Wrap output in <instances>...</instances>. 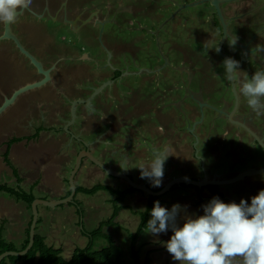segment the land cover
<instances>
[{
    "label": "rangeland",
    "instance_id": "1",
    "mask_svg": "<svg viewBox=\"0 0 264 264\" xmlns=\"http://www.w3.org/2000/svg\"><path fill=\"white\" fill-rule=\"evenodd\" d=\"M198 1L95 0V4L98 7H102L104 4H109L113 7L108 12L102 10L103 16H106L110 21L96 25H87L82 30L80 38H77L66 27L55 29L52 22L49 21L50 23H47L48 32L55 34L56 31L61 44H64L62 51L67 50V52H63L66 58L71 54L78 55L85 52L93 59L86 62L66 59L61 62V68H65L69 64L77 65L76 68L79 69L82 66L80 71L82 74L86 73L82 72L85 64L90 65V68L87 70L88 74L90 73L88 80L84 76L83 80L77 82L74 87L86 90L82 92V95L87 96L94 87L101 86V89L96 93L90 105L96 107L95 110H98L100 104H103L107 110L110 109L116 113L115 117L111 115L108 117L107 123H98L96 128L85 130L82 136L86 140H80V142L73 140L72 147L77 144L84 147L87 141H91L94 138L95 134L109 128V120L113 122L120 115L122 118L118 122V125L114 124V128L117 127V132L109 131L104 134L101 142L97 144V148L91 155L106 166L111 164V162L118 163L121 160H125L126 162L123 166H117L116 169L118 172L131 177L136 183H138L139 179H142L138 166L149 164L154 159L155 153L164 152L165 149L168 150L167 154L174 153L179 143H182L179 148L186 150L181 155L183 160L188 161L191 148L194 149V153L199 158L198 160L196 159L198 161L196 166H199L200 170H206L208 175H212L208 179L215 178V174L222 175L223 177H232L235 173L238 174L249 168L264 166V147L259 143L256 144L247 130L240 128L237 131V128H234L233 132L230 129L227 135L225 133L226 126H235L224 112L221 113L223 107H220V103L224 99L229 104L228 108H230L233 101H236L235 93L230 80L225 74V67L223 65L225 58L216 51L218 43L217 33L214 30L209 31V29H206L208 22L204 20V17L206 10H208L207 4H198L200 3ZM246 2H250L251 4L257 3L258 8L255 6L257 9V20L262 21L264 17V0H246ZM118 4L120 7H117ZM238 4L242 6L243 0L238 1ZM128 6L130 7V11L126 9L129 8ZM141 9L145 11L141 12ZM245 10L240 14L243 15ZM214 17L218 19L217 13ZM240 18L242 21V17ZM22 19L25 18L17 17L16 22ZM260 24L262 23L258 22L257 26ZM192 25L198 29L196 40L193 39L194 36L190 37L189 35ZM238 26H230L231 31L238 37L235 46L230 47L229 45H231L232 40H228L225 42L222 50L223 53L240 63V72L237 73L236 79H234L236 81V92L239 103L235 115L237 117L239 115H247L248 119L255 123L253 124L257 130L256 133L264 137V114L258 115L253 112L240 92L243 82L264 67H262L263 65L260 63V60H256L255 57L248 55L243 47V44H248L247 40L252 36L253 31L250 29L244 33L242 28ZM2 30L3 24H0V35ZM14 30L24 42L27 36L23 33H26V31H20L17 26ZM206 30L208 34H206ZM42 34H45L44 31H42ZM36 36L38 37L40 34L36 33ZM1 44L6 46L4 52L8 56L7 59H3L7 61L5 74L10 75L11 73L8 68L9 63L12 67H21L23 70L26 69L25 71L27 72L29 66L26 65L25 69L22 67L21 62L23 61L17 55L18 53H16L13 45L6 41ZM25 45L33 53H36L29 44L25 43ZM251 47L255 48V45L252 44ZM48 51L50 54H53L51 50ZM254 53L260 58L259 54L264 52L254 51ZM16 55L21 61L16 60ZM183 59L188 64H184ZM168 61H170L171 65L167 64L169 63ZM160 64L164 68L157 72L156 70H158ZM187 65L194 66L196 70L191 66L194 71L191 72V67L188 68ZM84 69L86 68L84 67ZM167 70L169 71V76L165 77ZM190 73H192V76ZM0 75L3 76L2 74ZM158 80L159 82H157ZM189 80L193 85L191 90L194 93L185 91L184 87H182ZM28 81L30 80H21L16 84L17 86L23 85ZM110 82L112 84H109ZM8 86L10 87V84ZM203 87L205 88V92L206 88L210 89L207 95H204V91L201 90ZM12 89L13 86L9 90ZM186 94L189 97H185ZM74 95H77V92L75 94L71 93V97H74ZM175 102L178 106L173 105ZM199 102L202 104H199ZM216 110L219 111L217 112ZM234 110L235 106L231 111ZM99 117L98 115L97 118ZM9 118L10 113L8 112L1 118L0 126L2 122L8 121ZM79 119L77 116V122L73 125L76 131L81 127L78 123ZM192 122H194L193 125L187 129V125L185 124H192ZM57 123L55 121L42 122L43 126H48V130L52 132L51 135L56 134L58 128L60 129V125ZM55 124H57V128L51 126ZM61 135L62 137L66 136V132L64 130L61 131ZM261 139L264 140V138ZM216 144L218 145L216 146ZM68 150L69 147L65 146L61 153H67ZM102 150L105 153L104 156L101 155ZM212 154H217L218 156H213ZM169 158L170 156L165 162L164 173L171 174V179L180 177L181 175L177 168L173 167L171 169L170 166L167 167V162H170ZM71 159L73 160L72 169L69 170L61 167L60 170L62 173L64 172V174H61L63 175L61 182L65 186L66 191L71 187L70 176L77 161L76 158L73 159L71 157ZM84 161L89 163L87 164L91 170H86L81 166L76 171L73 182L77 186L91 188L96 183H104V179L107 180V178L116 187L120 188L122 186L120 182L121 178L107 174L100 166L94 162H90L88 159ZM99 170L105 172V174ZM195 170L197 169L193 165L192 170L187 172L189 175H193ZM222 176H219V178L222 179ZM194 177L193 179L198 178L197 176ZM250 177H255V181L252 183L251 181L242 182L246 177L240 182L223 185L222 188L237 195L242 194L241 192L247 193L254 188L253 195L255 196L258 194V189L255 187L256 183L260 185V190L264 189V180L260 181L264 177V174ZM0 182H2V179H0ZM122 184L126 185V183ZM148 185L151 189H154L151 184ZM20 188L28 193L32 191L36 199H41L37 197H46L48 199L51 197L49 191H42L33 187H31V190L26 187ZM181 188L185 189L187 187L181 186ZM0 193V195L9 196L13 200L17 199V197L11 194ZM138 196V194L131 195L126 199L125 203L128 205L127 213L132 211L138 216V212L144 209L145 200ZM242 196H239L238 198L240 199L238 200L241 201L244 198ZM109 197L107 192L102 191L94 194H76L70 202L80 204L82 213L80 223L78 222L75 206L69 202L55 207L39 205L37 210L40 222L37 224V231L45 238L44 242L47 245L56 248L61 247V255L67 259L75 247H85L88 244V238L81 232V226L87 231H91L101 221L109 217L112 208V202ZM227 197L223 198L222 201L230 203L231 201ZM21 203L25 204L22 201ZM43 208L48 211L47 214L42 210ZM28 213L30 214V210H28ZM3 228L1 225L0 234L2 238ZM108 233L112 235L111 232ZM16 237V241L13 242L9 238V241L5 238L3 239L6 242L13 243L16 249H20V244L24 239L21 240L22 237L20 238L18 235ZM170 237L162 240L155 238V244H150L149 241H138L137 248L140 250L141 260L144 259L148 250H151L150 257L152 260L150 264H179L178 261L172 259L165 246ZM92 246L94 249H99L105 246V242L102 239H95ZM122 247L125 256L128 257L130 254V242L128 244L125 241ZM7 262L9 264V260ZM16 264L21 263L18 262ZM127 264H130V261H127Z\"/></svg>",
    "mask_w": 264,
    "mask_h": 264
},
{
    "label": "crops",
    "instance_id": "2",
    "mask_svg": "<svg viewBox=\"0 0 264 264\" xmlns=\"http://www.w3.org/2000/svg\"><path fill=\"white\" fill-rule=\"evenodd\" d=\"M82 1H84L85 4L89 2L90 5L92 6V8L91 6L88 8L90 10L89 16L85 17L87 16L89 11L82 14L80 19L85 18L84 21L81 22L80 24L76 22L73 26L71 24H68L67 21L61 24L60 21L51 20L50 22L53 23V26L55 27V29H61V27H66L67 29L72 31V33L75 34L77 38H80L82 30L87 25H91V24L96 25L99 23H103L105 21H108V22L110 21V19H107L106 16L105 17L103 16V11L108 12L110 9H112L113 7L111 5L104 4L102 7H98L95 4V0H82ZM152 1L154 2L158 0H152ZM238 1H241V0H233L231 2H227L223 4L222 7L224 8V13H225L224 16L227 19L229 26L239 25L238 27L242 28L243 32L246 33L249 29L252 28L253 24L255 22L257 23L258 21L257 12H256L257 9L252 10L253 7L256 6L258 8V6L256 2L255 4H251L250 2L247 3L246 0H243V4L241 6L238 4ZM51 2L53 6H56L58 3V0H51ZM198 2H200L198 4H207L208 10H206L205 17H204L205 18L204 20L208 22L206 29H209V31L214 30L215 33H217V36H218L217 42L219 43L220 30L218 29V27H216L217 18L214 17L216 14V10L214 6L209 1H206V0H199ZM33 6H36V4L34 5V1L32 0L31 7ZM117 7H120V5L118 4ZM28 9L29 10H22V12L18 14V17L25 18V19H22L18 22L11 24V30L18 37L22 46L28 52L34 55L42 63V66L44 69L48 70V80L43 85L37 88L31 89V90H28V91H25L19 94L15 98V100L11 104H9L5 108V110H3V112L0 113V120L5 114H7L8 112L10 113L9 120L6 122H2L0 126V179H2V182H0V184H6L10 187H16L17 185H19L20 187H26L30 190H31V187H33V188H37L38 190L49 191V194L51 196L49 199L46 197H37V198H41L47 201H55V200H60V199L65 198V194L68 191V190L66 191L65 186H63V183L61 182V177L63 176L61 174H64V172L62 173L60 171L61 167L71 170L73 167L72 166L73 160L71 159V157L73 159L74 158L77 159L79 154L82 153L83 150H87L90 152V154H92V152L97 148V144L101 142V139L104 134L108 133L109 131L117 132V127L114 128V124L118 125V122L121 120L122 117L118 115L116 120H114L113 122L109 120L108 121L110 125L109 128L103 130V132H100L97 134L94 133L95 134L94 138L91 141L86 142L84 146L85 148L82 147L80 144H77L72 147L73 140H77V142L78 141L80 142V140L81 141L86 140L82 136V133L85 130H87L88 128H96V125L98 123H107L108 117H110V115L115 117L116 113L112 112L110 109L107 110V108L103 104H100V107H98V110H95L96 107H93L90 105V102L94 100L96 93L101 89V86L100 87L97 86V88L94 87L93 88L94 91L91 90L87 96L82 95V92L83 91L85 92L86 90H80L74 87V85L77 82H80L81 80H83L84 76H86L85 79L88 80L89 75H90V73L88 74L87 72V70L90 68L89 64L87 63L85 64L84 67L86 69H84L83 67L82 72H86L85 74H82L80 72L82 66L79 69V68H76L77 65L69 64L65 68H61V62L65 61L66 59L71 60V61L86 62L87 60L92 61L93 60L92 57L89 54L82 52L78 55L71 54L69 55L68 58H66L63 52H67V50L62 51L64 48V44H61L60 42L61 40L58 39L57 32L55 31V34L54 33L51 34L48 32L47 23H50V22L48 20L35 19L30 13H28L32 11L30 7ZM126 9L130 11V7ZM91 10H93V13L91 12ZM244 10L245 12L243 13L244 15L241 21V18L239 17L238 14H240ZM140 11L143 12L145 10L141 9ZM231 12H233L232 15H230ZM52 19L55 20L56 17H53ZM86 19L89 21L84 23ZM14 25L15 27L17 26V28L20 29V31L21 30L23 32L26 31V33H23V34H25V36H27V38L29 39L25 38L24 42L29 44L36 51V53H33L31 49L28 48L25 45V43L21 40L17 32L14 30L15 29ZM39 25H42L43 30L41 31L36 30V27ZM254 27L255 26H253V28ZM190 30H191V32L189 33L190 37L194 36L193 39L196 40L198 37V32H197L198 29L194 25H192V27H190ZM42 31H44L45 33L44 35L42 34ZM39 32L41 33V35L37 37L36 33H39ZM206 34H208L207 30H206ZM5 41L12 44L13 47L15 48L16 53H18L17 55L20 56V58L23 61L21 62L22 67L25 69L26 65H28L29 69L26 72L25 71L26 69L23 70L21 67L18 68L19 71L21 72L25 71V72L23 74L20 73L21 75H19L16 78V80L12 82V86H13L12 90H9L12 87L11 83H10V87L9 86L5 88L0 87V104L3 102L4 98L9 97L11 93L15 89L19 88L20 86H23L27 83L35 82V81L42 79V75L37 72L33 64L30 62V60L19 51V49L17 48V46L12 40H9V39L0 40V58L1 59L8 58V56L4 52L6 46L1 44ZM218 43H217V46H218ZM48 50H51L53 54L52 53L50 54ZM17 55H16V60L18 61L20 60V58ZM263 59H264V56H263ZM182 61H184L183 62L184 64L187 63L185 59H183ZM168 62L169 63L167 64H170V61ZM9 65L10 67H12L10 63ZM191 66L192 65H187L188 68H190ZM192 67H191V72H194L192 70ZM162 68L164 67L160 64L158 70L156 71L158 72ZM193 69L196 70L195 67ZM168 72L169 71L167 70L165 77L169 76ZM190 74L192 76V73ZM21 80H30V81L24 83L23 85L17 86L16 83ZM157 82H159V80ZM109 84H112V82H110ZM182 87H184L185 91H191L190 93H194L191 90L193 88V85L190 80L186 85ZM174 88H177V87H174ZM201 90L204 91V95H207L210 92V89H207V88L205 92L204 87ZM76 92H77V95H74V97H71V93L75 94ZM185 97H189V96L186 94ZM74 102H76L75 105H73ZM173 105L178 106L176 102ZM236 110L237 109H235V111ZM98 115L100 116L99 118H97ZM77 116L80 118L78 123L81 125L78 131L74 130L75 128H73V125H75V123L77 122ZM44 121L58 122L57 124L60 125V129L58 128V131L56 132V134L51 135L52 132L48 130V126H43L44 124H42V122ZM193 123L194 122H192V124L191 123L185 124L187 125V129H189L193 125ZM57 124L51 125V126H54L57 128L56 126ZM63 130L66 132V136L62 137L61 131ZM229 130L233 132V130L235 129L230 126H226V130H225L226 135L230 132ZM35 131H38V134L35 138H32ZM194 131H195V128H194ZM14 137L18 138V140L10 145L7 156L15 172L21 179L20 183L17 182V179L13 173L12 168L9 167L4 162V158H3L4 152L6 150V142L9 141V139L14 138ZM181 144L182 143H179L177 145L178 148L175 150L174 153H170L171 154L169 158L170 162H167V167L170 166L171 169L173 167L177 168L181 176H186L189 178H195L194 176H197L198 178H203L205 176L207 178L212 177L211 174L208 175L206 170H200L199 166H196L198 163L197 160L199 158L194 153V149L191 148L190 155H188L189 156L188 161L183 160L181 158V155L185 153L184 151H186V150H183L182 148H179ZM217 145L218 144H216V146ZM65 146H68L69 150L67 151V153L62 154L61 151L63 147ZM216 150L218 151V149ZM101 155L103 156L105 155L103 150L101 152ZM212 155L218 156L217 154H212ZM190 158H191V161H190ZM85 159L90 160L87 156L83 155L81 158L80 167L83 166L86 170L88 169L91 170V168L88 165L89 163L84 161ZM90 162L92 161L90 160ZM125 162H126L125 160H121L118 163L111 162V164L107 166L117 171L116 167L123 166ZM191 165L192 166L194 165V167L197 169L193 173L194 176L189 175L187 172L189 170H192ZM99 171L105 174V172H102L101 170ZM236 174L237 173H235L234 175ZM215 175H216L215 177L222 176L218 174H215ZM171 178H172L171 174L164 173L163 180H162V186L153 187L154 188L153 190H159L167 182H169ZM223 178H230V177H223ZM254 179L255 177H247L245 180L243 181L240 180V181L242 182L251 181L252 183L255 181ZM261 180H264V177H262L260 181ZM109 181L110 180L108 178L107 180L104 179L103 184L113 186L114 188H118ZM120 182L122 185L120 187L121 189L127 188V186L129 185L123 179ZM137 182L138 183H148L149 182L148 184H151V181L148 179H139V181ZM122 183H126V185ZM75 185L77 186V184ZM255 187L258 189V192H259L260 185L256 183ZM218 189L219 191H221V194L224 196V198L228 196L227 198L230 199L229 201L235 202L237 204H239L240 202V200H238L240 199L238 198L239 196L243 195L244 196L243 199H245L246 201L250 199V201H248L249 204L251 203V198L254 196L253 195L254 188L252 190L249 189L250 191L247 193L241 192L242 194L240 195L224 190L225 188H222V186H219ZM100 191L107 192L108 195L110 196L109 198L110 199L113 198V195H111L108 191H104V190H100ZM136 194L139 195L138 196L139 198H143L145 200V206H146L148 194H146L145 192L143 194L142 192H138V191L128 194L124 198L123 201L119 202V205L122 206V209L120 210L117 216V219H115L118 225L104 228V231L106 230L112 233V237L115 240L116 244H118L122 249H123L122 244L125 241H127L128 244L130 242L128 232L130 233L134 232L140 221L139 212H141L142 210L138 212V216H136V214L132 211L129 213L126 212V210H128V205H126L125 203L126 199L130 197L131 195H136ZM207 196H208L207 193L203 192L202 197H201L202 202L198 203L200 196H198V193L194 188H191V187H187L185 189L177 188V189L168 191L166 194L161 196L159 198V202L161 206L166 207L169 210L171 209L173 204L178 203L182 207L186 205L187 214L192 215V216H197V215L204 214L202 205H205L210 201L206 199ZM219 199L223 200L222 197ZM145 206H144V209H145ZM28 210L29 209L27 208V206L21 203V201H18L17 199L13 200V198L9 196L5 197V196L0 195V226L2 225V227H4L2 230L3 238H5L7 241H9L8 240L9 238L10 241L13 242V241H16L15 240L17 238L16 235H18L20 236V238L22 237L21 240L24 239L26 229L31 219V212L29 214ZM42 210H44V212H46L47 214L48 212L47 210H45L44 208ZM111 212H112V208H111L110 214ZM183 216H184V212H181L178 215L177 217L178 226H183V223H184ZM149 219H151V214L149 215ZM36 228L38 229L37 224L35 226V229ZM146 229L143 231L138 241L140 242L149 241L150 244H155L157 238H160V240H162L164 238H169L171 235H173L171 229H169L167 233H162L158 236H154L152 234L146 233ZM36 232L38 233L37 230ZM121 232L123 233L121 234ZM116 239L119 241H117ZM148 251H151V250H148Z\"/></svg>",
    "mask_w": 264,
    "mask_h": 264
},
{
    "label": "clouds",
    "instance_id": "3",
    "mask_svg": "<svg viewBox=\"0 0 264 264\" xmlns=\"http://www.w3.org/2000/svg\"><path fill=\"white\" fill-rule=\"evenodd\" d=\"M31 5L32 0H0V24L15 23L20 11ZM231 39L229 46L233 47L238 37ZM255 51L264 52V45ZM223 65L226 77L236 79L239 61L229 57ZM240 92L253 112L264 114V68L243 82ZM167 153V149L157 152L149 164L138 166L141 178L150 180L153 187L162 186L164 165L171 155ZM202 208L203 215L192 216L187 214L186 205L173 204L169 210L156 201L146 233L158 236L171 229L173 235L165 246L179 264H264V189L251 198L250 204L244 199L237 204L213 197ZM181 212L184 223L178 226Z\"/></svg>",
    "mask_w": 264,
    "mask_h": 264
},
{
    "label": "trees",
    "instance_id": "4",
    "mask_svg": "<svg viewBox=\"0 0 264 264\" xmlns=\"http://www.w3.org/2000/svg\"><path fill=\"white\" fill-rule=\"evenodd\" d=\"M37 134L38 131H36L35 134H33L32 138H35ZM17 140L18 138L16 137L9 139V141L6 143V150L4 152L3 158H4V162L9 167L12 168L13 173L17 179V182L20 183L21 179L15 172L7 156L10 145L16 142ZM17 186L18 187H16L17 188L16 189L6 184H0V192L11 194L17 197L18 200L24 202L27 208L31 212V219L26 229L24 240L20 244L21 245L20 249H16L13 243L6 242L1 237L0 234V254L5 251L23 250L29 242L30 224L33 216L31 211V203L35 199V196L32 194L31 191L28 193L23 189H21L19 185ZM181 186L194 188L197 191L198 196H201V192L204 190H208L207 187H209L206 186V187L197 188L196 186L185 185V184H182ZM181 186L175 185L169 191L177 188H181ZM210 187H211L210 190L213 191V193H216V191L218 190V186H210ZM100 190L108 191L111 195H113V198L111 199L112 212L108 218L101 221L98 224V226L91 231H87L83 226H81V232L83 233L84 236L88 238V244L85 247H75L70 253L69 257L65 259L61 255L62 248L61 247L56 248L51 245H47L44 242L45 238L36 232L37 230L36 228L34 234V242L31 248L29 249V251L26 254L20 256H6L0 261V264H8L7 260H9V264H16L18 262L21 264H127V261H130V264H150L152 260L150 257V253L152 251H148L144 259L141 260L140 250L137 248V243L139 237L141 236L143 231L147 228V221L149 220V215L154 205V202L159 201V198L164 194L161 196L148 195L145 209L139 212L140 221L136 230L132 233L127 231L130 238V254L128 257H126L124 254V250L118 244H116L111 234H108L104 231V228L118 225L115 219L117 218L120 210L122 209V206L119 205V202L123 201L124 198L130 193L137 191L142 192V191L137 190L130 185H128L127 188L121 189V188H114L113 186L99 182L96 183L91 188L76 186L75 195L79 192L86 194H94ZM142 193L144 194V192ZM69 194H70V189L65 194V197L68 196ZM200 202H202L201 197L198 200V203ZM69 203L75 206V210L78 214V220H79L78 222L80 223V219L82 218L80 204L77 202L76 203L69 202ZM39 222H40L39 219H37L36 224H38ZM95 239H102L105 242V246L99 249H94L92 243Z\"/></svg>",
    "mask_w": 264,
    "mask_h": 264
},
{
    "label": "water",
    "instance_id": "5",
    "mask_svg": "<svg viewBox=\"0 0 264 264\" xmlns=\"http://www.w3.org/2000/svg\"><path fill=\"white\" fill-rule=\"evenodd\" d=\"M207 1H209L214 6V8L216 10V13H217V16L220 19V21L222 23V27H223L222 41H221V43H220V45L218 47L220 49L219 53L225 59L229 58V56L223 54V52L221 51V45L223 44L226 36L229 33L228 32V28H227V21L225 19V16L222 13L221 6L224 3L231 2L233 0H207ZM21 12H22V10L20 11V13ZM2 39L12 40L15 43V45L17 46V48L19 49V51L22 54H24L30 60V62L37 69V72L39 74H41L43 76V78L38 80V81H35V82L27 83V84H25L23 86H20L19 88L15 89L11 93V95L9 97L4 98L3 102L0 104V113L3 112V110H5V108L9 104H11L19 94H21V93H23L25 91L37 88V87L43 85L48 80V70L44 69L43 66H42V63L34 55H32L30 52H28L22 46V44L20 43V40L18 39V37L12 32L11 25L8 26V25H4L3 24V31H2V33L0 35V40H2ZM230 82L232 84V88H233V91L235 93V98H236L235 108H236L237 103H238V95H237V92H236L235 81L234 80H230ZM75 104H76V102L73 103V105H75ZM199 104H202V103L199 102ZM221 113H222V111H221ZM224 114L226 115L225 112H224ZM226 116H228L229 120L232 123H236V124L238 123L241 126H243V128H245V130H247L253 136L254 140L257 141V143H259L262 147H264L263 140L260 138V136L255 131H253L252 129L247 127L244 123L239 122V121L236 122L232 118L233 112L228 113ZM83 155L87 156L88 158H90V160L92 162H94L95 164L100 166V168H102L107 174H109L111 176H114V177H117V178H121V179L125 180L126 182H128V184L130 186H132L133 188H135L137 190H140L142 192H145L146 194L151 195V196H161V195L165 194L167 191H169L175 185H179V186L182 185V184L193 185V186H196L197 188H201V187H205V186H211V185L223 186V185H226V184H231V183L238 182L240 180H243L246 177H250V176H254V175H263L264 174V166H263V167L249 168L246 171L240 172V173H238V174H236V175H234V176H232L230 178H222L221 179V178H219V176H217V177H215L213 179H208L206 176L201 178V179H198V178L197 179H193V178H189V177H186V176L176 177V178L171 179L169 182H167L161 189L153 190V189H151L149 187V185L147 183H136V182H134V180L131 177L127 176L126 174H124L122 172H118V171L112 169L109 166H106V165L102 164L96 158H94L90 154L89 151L83 150V152L79 154V156L77 158V161H76V164H75V167H74V170H73V172H72V174L70 176V185H71L70 194L67 197L63 198V199L55 200V201H47V200H43V199H34L33 202L31 203V211H32V215L33 216H32V222L30 224L29 242H28L27 246L23 250H20V251H5V252L1 253L0 254V261L6 256H20V255L26 254L29 251V249L31 248V246H32V244L34 242L35 226H36L37 219H38V210H37L38 205L41 204V205H44V206H47V207H55V206H58L60 204H66V203H68V202H70L72 200V198H73V196L75 195V192H76V185L73 182L74 175H75L76 171L80 167L81 158H82Z\"/></svg>",
    "mask_w": 264,
    "mask_h": 264
},
{
    "label": "flooded vegetation",
    "instance_id": "6",
    "mask_svg": "<svg viewBox=\"0 0 264 264\" xmlns=\"http://www.w3.org/2000/svg\"><path fill=\"white\" fill-rule=\"evenodd\" d=\"M34 1V5L36 4V6H33L31 7L30 6V9L32 10L31 12H28L30 13L35 19L37 20H48V21H60L61 24H63L64 22H68V24H71L72 26L78 22L79 24L81 22L84 21V19H80L81 15L86 13L87 11L88 14L87 16L85 17H88L89 16V13H90V10L88 9L91 5L89 2H87L86 4L84 3V1L82 0H58V3L56 6H53L51 3V0H33ZM223 6V5H222ZM221 6L222 8V13L223 15L225 14L224 13V8ZM87 7V8H86ZM92 8V6H91ZM256 9V7L252 8V10ZM23 10H29L28 8L27 9H23ZM91 12L93 13V10H91ZM216 15V14H215ZM239 17H243L242 14H238ZM241 15V16H240ZM53 17H56L55 20H53L52 18ZM217 18V17H216ZM226 19V18H225ZM89 20H85L84 23L88 22ZM227 21V19H226ZM259 23H262L258 26H256L257 24ZM43 23V22H42ZM44 24V23H43ZM42 24V25H43ZM42 25H39L36 27V30L37 31H41L43 29ZM253 26H255L253 28ZM252 26V31H253V34L252 36H250L248 38V44L244 45L243 44V47L245 48V51L248 53V55H251L252 57H255L256 60H260V63L263 65L262 67H264V61H262L263 59V56H264V53H261L259 54L260 55V58L259 56L257 57L256 54H253V52L255 51V49H257V47L259 45H264V17L262 18V21H257V23L255 22ZM216 27H218V29L220 30V38H219V43H218V46L220 45L221 41H222V37H223V27H222V23L220 21V19L218 18V22H217V25ZM227 28H228V35L226 36L223 44L221 45V51L223 50V46L225 44L226 41L228 40H232L231 38L233 37H237L232 31H231V27L229 26V23L227 22ZM250 30V29H249ZM39 34L41 35V33L39 32ZM258 42H257V41ZM255 45V48H252L251 45ZM258 45V46H257ZM251 47V49H250ZM223 52V51H222ZM225 54V53H223ZM227 55V54H225ZM229 56V55H227ZM223 57V56H222ZM230 57V56H229ZM224 58V57H223ZM7 61H4L3 59L0 58V74H2L3 76L0 75V87L2 88H5L8 86V84L12 83L14 80H16V78L23 74L25 71H19L18 68H14V67H8L10 70L9 72L10 75L8 74H5V71H6V63ZM34 66V65H33ZM35 67V66H34ZM36 69V68H35ZM12 70V71H11ZM37 70V69H36ZM4 72V73H3ZM21 73V74H20ZM8 75V76H6ZM10 76V77H9ZM43 78V76H42ZM235 81V80H234ZM235 86H236V81H235ZM236 101H233L232 105L230 106V108H228V103L224 101V99L221 100V105L220 107H223L222 109V112H225L226 115L228 113H230V111L232 110V108L235 106V103ZM206 104V103H205ZM208 105V104H207ZM238 105L239 103H237V106L235 109L238 108ZM217 111V110H216ZM218 112V111H217ZM231 112H235L234 111H231ZM241 117V118H239ZM237 117V115H235V113L233 114L232 118L237 122H242L244 123L247 127H249L250 129H252L253 131H257L255 129V123L254 122H251V120L248 119V116L247 115H243V116H240ZM249 120V121H248ZM254 123V124H253ZM235 127L233 128H237V131L242 128L245 130V128H243V126H241L240 124H236V123H232ZM36 132V131H35ZM248 132V131H247ZM246 132V133H247ZM35 134V133H34ZM250 134V133H249ZM258 134V133H257ZM250 136L253 138V136L250 134ZM260 136V135H259ZM260 138H264L263 135L260 136ZM254 139V138H253ZM8 142V141H7ZM6 142V143H7ZM264 142V140H263ZM256 144L257 141H255ZM198 179H201V178H198ZM211 186H216V185H211ZM206 187V186H205ZM208 190H204L201 192V196L202 197V193L203 192H206V193H209L207 194L208 196L206 197L207 200H211L213 197H218V198H224V196L221 194V191H219V189L216 191V193H213V191H211V187H207ZM219 188V186H218ZM213 190V189H212Z\"/></svg>",
    "mask_w": 264,
    "mask_h": 264
}]
</instances>
